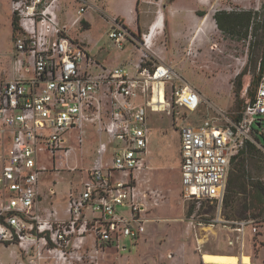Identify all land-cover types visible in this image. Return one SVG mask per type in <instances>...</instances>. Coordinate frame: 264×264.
<instances>
[{
	"label": "built area",
	"instance_id": "built-area-1",
	"mask_svg": "<svg viewBox=\"0 0 264 264\" xmlns=\"http://www.w3.org/2000/svg\"><path fill=\"white\" fill-rule=\"evenodd\" d=\"M55 2H11L17 26L15 69L32 74L0 83V243L16 249L19 264H76L83 259L89 234L100 245L121 238L136 242L142 237L147 223L142 212L147 206L137 175L145 167L148 152V110H165L166 85L178 78L168 65H150L149 35H131L118 22L109 39L119 49L126 41L139 47L144 59L137 68L138 76L131 78L124 67L90 73L99 64L60 27ZM138 98L143 105L135 104ZM201 101L195 89L172 86V109L194 113ZM262 116L264 61L255 96L246 104L239 123L222 128L204 121L179 132L183 199L198 207L216 206L217 215L206 220L207 224L229 225L236 234V241L229 243L240 249L236 264H256L246 254L250 240L264 248V215L238 221L221 216L231 161L246 141L256 143L253 128L256 118ZM89 126L99 140L89 169L90 181L69 193L66 217L62 218L53 205H44V196L52 200L56 192L50 188L42 195L45 176L52 175L42 164L43 155L77 153ZM70 137H75L77 148L65 147ZM260 184L264 189V176Z\"/></svg>",
	"mask_w": 264,
	"mask_h": 264
},
{
	"label": "rangeland",
	"instance_id": "rangeland-1",
	"mask_svg": "<svg viewBox=\"0 0 264 264\" xmlns=\"http://www.w3.org/2000/svg\"><path fill=\"white\" fill-rule=\"evenodd\" d=\"M142 1L144 3L146 0ZM135 2L136 0H56L54 7L60 27L66 29L68 38L81 43L89 56L99 64L90 68V73L98 75L104 70L124 67L131 78L138 76L137 68L144 59L139 47L126 41L124 48L119 49L109 39V32L115 22L122 24L131 35H138ZM9 4L10 0H0V81L9 80L17 74L13 44L17 31L11 23L13 15ZM196 4V0L151 1L152 7L161 14L164 23L158 43L167 49L170 66L179 76L166 85L168 101L165 110H148V161L137 175V185L149 208L147 217L152 222L143 234L142 245L135 247L126 242V251L116 250L115 247L107 249L100 255V264H204V254L240 255L236 244L232 247L229 245L236 241V234L230 232L229 225L207 224L206 220L217 215L215 205L203 204L198 207L183 199L179 132L189 124L204 121L222 128L237 124L235 120L241 116L257 89L252 82L254 75L258 76L264 56V0H212L205 10L208 15L205 22L203 18L193 17L192 10ZM144 7L142 5V9ZM83 8L86 10L80 14ZM172 11L178 15L174 17V23L170 20ZM186 12L188 15L192 14L193 19L189 29H186L185 18L181 16ZM223 13L239 16L252 14L250 26L238 24L230 27L224 24L225 30L222 31L215 15ZM12 21L14 22V18ZM146 33L147 31L140 32V38L146 36L143 35ZM83 67H87L86 61ZM185 83L203 96L194 113L180 108L172 109V86L184 87ZM134 102L137 105L144 104L142 98ZM256 120L258 122H255L253 129L259 143L256 139V143L246 141L243 147L245 155L238 157V152L234 156L238 158L231 161L227 191L232 205L223 206V219L238 221L246 219L253 212L251 210L244 214V207H252L255 194L258 193L256 186L261 188L264 176V116ZM98 142L97 137L93 138L88 134L77 153L67 156L61 151L55 157L45 153L42 164L50 169L52 175L47 178L45 176L42 195L54 188L56 196L53 198L60 205L71 191L81 189L83 181H90L89 169L92 167ZM247 142L253 146L247 148ZM65 147L75 149L77 142L65 144ZM263 207L260 205L259 211ZM251 244L248 242L246 254L255 259L256 264H263L264 249ZM14 251L15 248H7L0 243V264H13Z\"/></svg>",
	"mask_w": 264,
	"mask_h": 264
},
{
	"label": "crops",
	"instance_id": "crops-1",
	"mask_svg": "<svg viewBox=\"0 0 264 264\" xmlns=\"http://www.w3.org/2000/svg\"><path fill=\"white\" fill-rule=\"evenodd\" d=\"M151 1L152 0H146L143 3L142 0H136V2L134 3L135 13H137V16H138V21H137L138 25L136 26V28L138 30L137 37H140L139 36L140 35V32H143L144 33V31H147V33L146 34H143V35H146V36L149 35L151 37V39H152V49H151V51H152V56H153L152 57L153 58L152 60L153 61H152V63H150V65H152L153 63L154 64H160V63H162V64H165V65L170 66V63H169V55H168L167 49H165L162 45H159V43H158V39H159V36L161 34L162 27L164 26L163 18L160 17L161 14L159 15L158 14V11L155 10V8L152 7ZM11 2H12V0H10V4H9L10 5L9 6L10 11H11ZM211 2H212V0H196V3L197 4H196V6H194V9L192 10L193 17H195V18H198V17L199 18H203L204 19V22L207 21L205 19H206V17L208 15H207V13H206L205 10H207L208 6L211 5ZM142 5L145 6L143 9H142ZM173 12L174 11L171 12L172 15L170 17L171 23H174L173 22L174 19H175L174 17L175 16H178L176 13H173ZM198 13H204V14H199L198 15ZM181 16H183L185 18V21H186L185 22L186 23V29H187V27L189 29V24L193 21L192 14L188 15V13L186 12V13H184ZM11 18H12V16H11ZM13 18H12V20H13ZM160 18H162V21H160ZM12 20H11V23H14ZM115 23H117V22H115ZM112 28H113V26L111 27V29ZM155 28H156L155 36L152 38V31ZM205 29L207 30V27ZM16 36H17V32H16L15 37H13V41H14L13 42V44H14V51H15V38H16ZM172 69L174 70V68H172ZM25 74H26L25 72H23V73H17L16 76L10 77L9 80L20 79V78L26 76ZM28 76H32V74L31 75H28ZM177 76H178V74H177ZM1 82H3V81H0V83ZM184 85L195 89L194 87H192L191 85H189L187 83H185ZM201 97L203 99V96L202 95H201ZM202 123H197V124H194V125L195 126H200ZM88 134H90L93 138L94 137L95 138L97 137L96 132H95V129L93 127H91V126H89L87 128V130H86V135H88ZM75 141H76L75 140V137H72V138L70 137V140H69V143L68 144H71L72 142H75ZM148 146H150V136H149ZM147 155H148V152H147L146 156L144 157L145 165H146V162L148 161L147 160ZM179 155L181 157V140H180V134H179ZM180 172H181V161H180ZM84 182H86V181H83L82 184ZM181 188H182V186H181ZM47 194H45V195H47ZM44 197H45V199H44V205L46 207H49L50 205L51 206L53 205L59 211L60 217H62V218H65L66 217L67 199H65L62 204H60V205L58 204L57 205V203H56L57 200L56 199L53 198L51 200L50 198H48L46 196H44ZM118 211L123 212V213H127L128 212V210H123V209H119V208H118ZM148 214H149V208H147L145 212H142V217H144L145 219H147L146 232L148 230V225L152 222L151 219H149L147 217ZM126 242H130V245L132 244V246L138 247V246H140V245L143 244V235L136 242L135 241H132L130 239H127V238H121L119 242H115V243H112V244H106V245H100V243L97 244L94 235L89 234L86 237L85 244H84V247H83L82 253H81L83 259L82 260H79V261H76V264H100V255H101L102 252H105L107 249H112L114 247L116 248V250L126 251L127 250ZM12 256H13V258H12L13 264H19L20 259H19V256H18V254H17L16 251H14L12 253ZM1 263L4 264V262H1Z\"/></svg>",
	"mask_w": 264,
	"mask_h": 264
},
{
	"label": "trees",
	"instance_id": "trees-1",
	"mask_svg": "<svg viewBox=\"0 0 264 264\" xmlns=\"http://www.w3.org/2000/svg\"><path fill=\"white\" fill-rule=\"evenodd\" d=\"M251 19H252V14H244V15H240L239 16V15H232V14L223 13V14L215 15V20L217 22V25L220 28V30H222V31L225 30V26L226 25L230 26V27H232V26L236 27L238 24H240V25H245L246 27H249ZM224 24H226V25H224ZM13 25H14V28L16 29L17 26H16V20L15 19H14ZM256 30H259V28H257ZM16 31H17V29H16ZM263 61H264V56H263V58L261 60L258 76L256 77L254 75V79H253V82H252V84H254L256 87H258V85H259L260 75H261V71H262V68H263ZM240 87H241V90H242V85ZM170 96H171V91H170ZM166 98L168 100L167 89H166ZM241 118H242L241 116L238 117L235 120L236 123H239L241 121ZM254 139H256L255 136H254ZM256 141L258 142L257 139H256ZM252 146L253 145L250 142H247V146H246L247 148L248 147H252ZM245 153H246V151L244 149H242L241 151H239L238 157L239 156L241 157V156L245 155ZM238 157H234L233 160H235ZM256 188L258 190V193L255 194L256 197H255L254 202L252 203V207H248V206L244 207V214H247V212H250L251 210H253V212L250 214L249 217L248 216H246V217L244 216L246 219L261 217L263 215V213H264V207H263V209L261 211H259L260 205L264 206V189L262 187L260 188L259 185H257ZM230 205H232V201L229 199L228 191H227L226 199H225V202H224V207H228ZM250 242L252 243L251 245L253 247H256L258 249L259 248L264 249L260 245H257L254 241L250 240L249 243ZM253 260L255 262V259H253ZM262 263L264 264V257H263V262Z\"/></svg>",
	"mask_w": 264,
	"mask_h": 264
},
{
	"label": "bare ground",
	"instance_id": "bare-ground-1",
	"mask_svg": "<svg viewBox=\"0 0 264 264\" xmlns=\"http://www.w3.org/2000/svg\"><path fill=\"white\" fill-rule=\"evenodd\" d=\"M160 21H162L161 18H160ZM155 31H156V28L152 31V38L155 35ZM161 103H164V100L163 99L161 100ZM202 260L205 263H207V264H236L238 262V258L235 257V256H229V255H214V254H204L202 256Z\"/></svg>",
	"mask_w": 264,
	"mask_h": 264
},
{
	"label": "water",
	"instance_id": "water-1",
	"mask_svg": "<svg viewBox=\"0 0 264 264\" xmlns=\"http://www.w3.org/2000/svg\"><path fill=\"white\" fill-rule=\"evenodd\" d=\"M258 126L260 127V126H261V124L259 123V124H258Z\"/></svg>",
	"mask_w": 264,
	"mask_h": 264
},
{
	"label": "flooded vegetation",
	"instance_id": "flooded-vegetation-1",
	"mask_svg": "<svg viewBox=\"0 0 264 264\" xmlns=\"http://www.w3.org/2000/svg\"><path fill=\"white\" fill-rule=\"evenodd\" d=\"M253 79H254V77H253Z\"/></svg>",
	"mask_w": 264,
	"mask_h": 264
}]
</instances>
